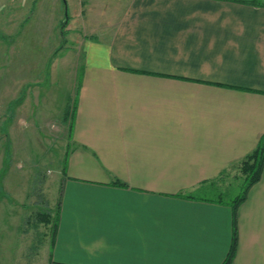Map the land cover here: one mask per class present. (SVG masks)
I'll return each mask as SVG.
<instances>
[{
  "label": "crops",
  "instance_id": "obj_1",
  "mask_svg": "<svg viewBox=\"0 0 264 264\" xmlns=\"http://www.w3.org/2000/svg\"><path fill=\"white\" fill-rule=\"evenodd\" d=\"M122 3L78 42L59 214L28 264H223L235 231L231 264H264V168L236 209L218 180L264 136V0Z\"/></svg>",
  "mask_w": 264,
  "mask_h": 264
},
{
  "label": "rangeland",
  "instance_id": "obj_2",
  "mask_svg": "<svg viewBox=\"0 0 264 264\" xmlns=\"http://www.w3.org/2000/svg\"><path fill=\"white\" fill-rule=\"evenodd\" d=\"M122 2L37 0L34 9V0H0V264L31 263L26 245L49 228L37 214H56L79 88L78 42ZM242 175L234 167L225 176V200L242 192ZM31 213L34 227L26 223ZM38 255L34 264H41Z\"/></svg>",
  "mask_w": 264,
  "mask_h": 264
},
{
  "label": "trees",
  "instance_id": "obj_3",
  "mask_svg": "<svg viewBox=\"0 0 264 264\" xmlns=\"http://www.w3.org/2000/svg\"><path fill=\"white\" fill-rule=\"evenodd\" d=\"M68 24H69V17L67 14L65 17L64 23L61 25L63 37L66 36V34H67V31H65V27ZM64 41H65V39H64ZM79 86H80V82H79ZM76 101H77V96H76V100L74 101V106H73L72 122H71V126H70L71 135H72V131H73V118H74L76 106H77ZM234 167L239 168L243 174L242 175L243 176V178H242L243 179L242 192L228 202V204H230L233 207V209H236V208H238V206L243 201H245L247 194H248L249 190L251 189V187L253 185H255L257 182H259L261 177H262V172H263V168H264V136L262 137V139L258 143L257 147L249 155H247L245 158L240 160L238 163L234 164V166L232 168H234ZM228 172H229V170L226 171L224 174H222L218 178V180L223 179L228 174ZM178 195L183 196V197H192L191 191L181 192ZM220 200L222 202L228 201V200H225L223 197H221ZM57 204H58L57 210H56V214L54 216L50 210H48L50 212H48V211L45 213L41 212V215L37 214L38 218L41 219L42 223L46 224L47 226H50V228L52 230L54 229L55 224H56V220L58 218L59 209H60V201ZM28 223H30L31 226H34V217H32L28 221ZM236 244H237V233L235 231L230 253L228 254V256H227V258L223 264H231L232 263L234 251L236 249Z\"/></svg>",
  "mask_w": 264,
  "mask_h": 264
},
{
  "label": "water",
  "instance_id": "obj_4",
  "mask_svg": "<svg viewBox=\"0 0 264 264\" xmlns=\"http://www.w3.org/2000/svg\"><path fill=\"white\" fill-rule=\"evenodd\" d=\"M66 1V0H65Z\"/></svg>",
  "mask_w": 264,
  "mask_h": 264
}]
</instances>
